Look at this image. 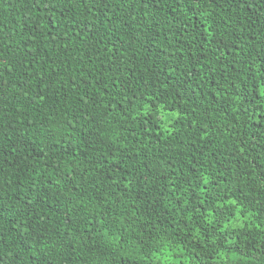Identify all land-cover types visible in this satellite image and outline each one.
Here are the masks:
<instances>
[{
	"label": "trees",
	"instance_id": "trees-1",
	"mask_svg": "<svg viewBox=\"0 0 264 264\" xmlns=\"http://www.w3.org/2000/svg\"><path fill=\"white\" fill-rule=\"evenodd\" d=\"M0 264H264V0H0Z\"/></svg>",
	"mask_w": 264,
	"mask_h": 264
}]
</instances>
